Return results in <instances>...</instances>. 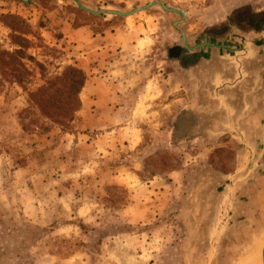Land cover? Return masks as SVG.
I'll return each mask as SVG.
<instances>
[{
	"label": "rangeland",
	"instance_id": "obj_1",
	"mask_svg": "<svg viewBox=\"0 0 264 264\" xmlns=\"http://www.w3.org/2000/svg\"><path fill=\"white\" fill-rule=\"evenodd\" d=\"M77 1L127 13L156 0H0V264H264V136L189 133L160 90L162 49L184 46L178 26L192 47L225 30L214 13L235 9L230 20L261 19L262 31L264 0H166L189 12L178 26L159 4L133 13L170 35L150 56L153 98L133 120L86 121L80 109L60 126L28 108L80 68L63 28L99 33L119 17Z\"/></svg>",
	"mask_w": 264,
	"mask_h": 264
},
{
	"label": "crops",
	"instance_id": "obj_2",
	"mask_svg": "<svg viewBox=\"0 0 264 264\" xmlns=\"http://www.w3.org/2000/svg\"><path fill=\"white\" fill-rule=\"evenodd\" d=\"M161 1L169 7L168 1ZM234 10L226 17L214 13L210 24H225V30L208 31L206 42H199L200 34L192 37L194 46L173 47L172 55L169 43L162 49L169 79L159 89L182 106L176 118L189 133L206 126L209 134L264 136V30L230 20ZM131 15L119 16L99 33L89 25L63 28L70 58L86 74L80 111L86 121L136 119L142 105L153 98L151 92L158 89L150 56L155 45L168 42L170 35L145 27L152 17ZM185 33L187 44H192Z\"/></svg>",
	"mask_w": 264,
	"mask_h": 264
},
{
	"label": "trees",
	"instance_id": "obj_3",
	"mask_svg": "<svg viewBox=\"0 0 264 264\" xmlns=\"http://www.w3.org/2000/svg\"><path fill=\"white\" fill-rule=\"evenodd\" d=\"M238 16L240 17L241 15ZM262 23V20L259 19L257 24L252 25V27L260 31L261 28L258 29L257 26L259 27ZM5 53L7 52H0L1 55ZM54 81H66L69 86L61 90L57 87L55 92L51 91L57 82L50 83L52 87H40L31 95V105L28 109L34 112L37 111L36 113H39L45 119H49L60 126H65L75 119L77 112L81 109L82 101L80 94L86 81V74L81 68L71 66L67 67ZM56 92L61 94L58 99L53 96V93ZM62 94H65L67 98L65 99ZM48 111L52 112V115Z\"/></svg>",
	"mask_w": 264,
	"mask_h": 264
},
{
	"label": "water",
	"instance_id": "obj_4",
	"mask_svg": "<svg viewBox=\"0 0 264 264\" xmlns=\"http://www.w3.org/2000/svg\"><path fill=\"white\" fill-rule=\"evenodd\" d=\"M21 1L26 2V3H30L32 0H21ZM77 3L82 9L86 10L89 13L95 14V15L106 13V14H113V15H118V16L131 15L133 13L140 12L142 10L148 9L151 6L155 5V4H159L165 11L175 12V13H178L179 15H181L183 17V20L177 21L176 23H174L176 26H178L179 24H181L182 22H184V21H186L188 19L186 11H182V10H179V9H174V8H171V7H167V5L161 0H156V1H153V2H149L145 6L136 7L135 9H133L130 12H127V13L120 12V11H114V10H103V9L98 10V11H92L90 9L85 8L80 2L77 1ZM178 29H179V31L181 33L182 42L185 44V46L189 47L188 44H187V38H186L185 31L183 29H181L179 26H178Z\"/></svg>",
	"mask_w": 264,
	"mask_h": 264
},
{
	"label": "bare ground",
	"instance_id": "obj_5",
	"mask_svg": "<svg viewBox=\"0 0 264 264\" xmlns=\"http://www.w3.org/2000/svg\"><path fill=\"white\" fill-rule=\"evenodd\" d=\"M257 256V255H256ZM257 259H258V257H257ZM255 264H258V262L257 263H255Z\"/></svg>",
	"mask_w": 264,
	"mask_h": 264
}]
</instances>
